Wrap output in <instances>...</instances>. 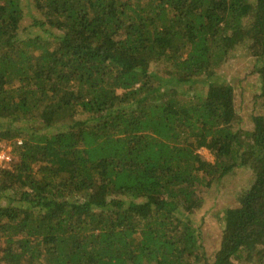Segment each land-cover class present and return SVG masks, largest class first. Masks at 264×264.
Masks as SVG:
<instances>
[{
    "label": "trees",
    "instance_id": "trees-1",
    "mask_svg": "<svg viewBox=\"0 0 264 264\" xmlns=\"http://www.w3.org/2000/svg\"><path fill=\"white\" fill-rule=\"evenodd\" d=\"M22 2L0 0V264H264V0ZM240 45L249 130L211 81ZM240 169L208 256L193 215Z\"/></svg>",
    "mask_w": 264,
    "mask_h": 264
},
{
    "label": "rangeland",
    "instance_id": "rangeland-1",
    "mask_svg": "<svg viewBox=\"0 0 264 264\" xmlns=\"http://www.w3.org/2000/svg\"><path fill=\"white\" fill-rule=\"evenodd\" d=\"M23 2L28 3L29 0H23ZM256 65L257 61L251 57L249 50L240 45L234 50L228 62L211 79L213 82L230 84L235 89L237 106L243 115V128L246 130L252 128L251 119L247 113H251L252 109L255 113H262L261 105L258 106L254 101L259 86L258 75L255 73ZM179 86L180 91L186 90L185 86ZM198 87L202 88V85L199 84ZM241 93L246 98L245 102L242 101L243 103L241 102ZM200 153L206 160L211 162L214 160L208 150H201ZM249 183L250 173L240 169L233 174L226 175L202 193L204 206L193 215V218L203 228L204 246L208 256H212L219 248L225 211L237 206V194L247 189ZM236 264H256V262L254 260L237 261Z\"/></svg>",
    "mask_w": 264,
    "mask_h": 264
},
{
    "label": "built area",
    "instance_id": "built-area-1",
    "mask_svg": "<svg viewBox=\"0 0 264 264\" xmlns=\"http://www.w3.org/2000/svg\"><path fill=\"white\" fill-rule=\"evenodd\" d=\"M17 144L20 145L21 141H17ZM12 150H13L12 143L0 140V166H2L5 162L11 161Z\"/></svg>",
    "mask_w": 264,
    "mask_h": 264
}]
</instances>
